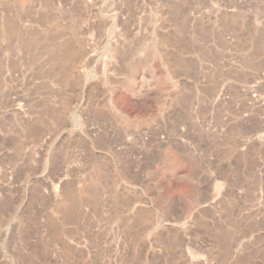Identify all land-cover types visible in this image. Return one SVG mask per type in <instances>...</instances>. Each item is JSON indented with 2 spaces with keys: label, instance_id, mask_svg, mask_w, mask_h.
I'll return each mask as SVG.
<instances>
[{
  "label": "rangeland",
  "instance_id": "374dc122",
  "mask_svg": "<svg viewBox=\"0 0 264 264\" xmlns=\"http://www.w3.org/2000/svg\"><path fill=\"white\" fill-rule=\"evenodd\" d=\"M0 264H264V0H0Z\"/></svg>",
  "mask_w": 264,
  "mask_h": 264
}]
</instances>
